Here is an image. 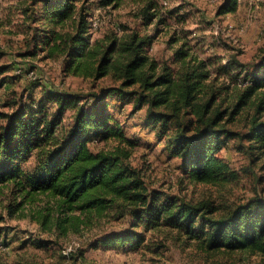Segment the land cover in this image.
<instances>
[{
  "label": "trees",
  "instance_id": "obj_1",
  "mask_svg": "<svg viewBox=\"0 0 264 264\" xmlns=\"http://www.w3.org/2000/svg\"><path fill=\"white\" fill-rule=\"evenodd\" d=\"M83 1L24 0L20 11L31 39L36 35L34 48L47 57L64 55V71L94 80L109 76L116 84L103 88L89 109L76 108L72 125L64 132L56 130L59 117L47 120L35 104L0 112V193L7 188L13 193L9 213L18 212L27 199L44 195L50 206L38 220L47 230L77 231L85 220L111 213L128 217L132 229L103 237L104 245L135 247L144 242V231L169 224L183 229L189 239L201 238L199 249L206 253L244 251L264 258V195L214 215L217 208L209 203L149 190L129 162L133 143L109 113L106 101L112 96L131 103L132 113L145 107V125L159 137L167 136V149L180 158L185 177L216 184L229 176L228 163L218 155L228 140L236 141V148L251 161L264 159V120L259 116L264 110V57L245 78L249 82L230 95L228 85L215 87L205 61H195L185 42L173 54L175 68L146 53L153 35L133 29L90 44L89 13ZM99 2L115 7L121 0ZM236 4L225 0L219 14L234 12ZM150 9L154 7L144 10L145 23L156 16L155 10L148 13ZM233 62L244 68L235 58ZM68 98L60 99V113L67 105L76 107L77 102ZM230 98L231 107L222 108ZM247 104L254 111L245 132L231 129L228 122ZM111 138L116 141L111 149L90 150L92 141ZM30 157L34 164L26 168ZM48 244L35 242L37 247ZM72 258L70 264H77V256Z\"/></svg>",
  "mask_w": 264,
  "mask_h": 264
},
{
  "label": "rangeland",
  "instance_id": "obj_2",
  "mask_svg": "<svg viewBox=\"0 0 264 264\" xmlns=\"http://www.w3.org/2000/svg\"><path fill=\"white\" fill-rule=\"evenodd\" d=\"M23 1L0 0V112L35 104L34 109L41 108L47 120L59 117L56 130L64 132L70 129L76 108L89 109L103 88L116 83L109 76L94 80L68 73L63 67L64 55L47 57L34 48L37 38L31 39L32 32L23 21ZM224 1L121 0L115 7L103 6L99 0L83 2L89 13L90 44L133 29L153 35L146 53L175 68L173 54L185 42L195 61H205L215 87L228 85L231 95L235 87L243 88L249 82L245 78L264 57V0H236L234 12L219 14ZM149 5L156 16L145 23L144 10ZM233 58L244 68L237 67ZM61 98L76 101V107L67 105L60 113ZM230 99L222 108L230 106ZM106 101L109 113L133 143L129 162L139 170L149 190L192 203H209L217 208L214 215L254 195H264V159L251 161L252 157L236 148V141L228 140L218 153L229 165L227 178L216 184L190 182L180 169V158L167 149V136L159 137L145 125V107L132 113L131 103L112 96ZM236 111L228 126L245 132L254 108L247 104ZM259 116L264 120V110ZM115 144L111 138L94 140L89 147L93 152L106 151ZM33 164L30 157L25 167ZM9 190L0 193V264H70L72 256H77V264H264L261 256L244 251L206 253L199 249L201 238L189 239L183 229L169 224L144 231V242L135 247L104 245L103 237L132 229L128 217L111 213L83 218L85 222L77 231L47 230L38 220V214L50 206L46 196L27 199L18 212L10 214L7 205L13 193ZM38 241L49 244L37 247Z\"/></svg>",
  "mask_w": 264,
  "mask_h": 264
}]
</instances>
